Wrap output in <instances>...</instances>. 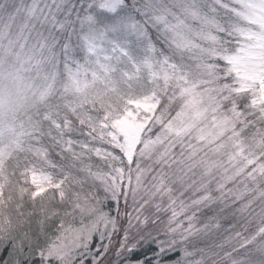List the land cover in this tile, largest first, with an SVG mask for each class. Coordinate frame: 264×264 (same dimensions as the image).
Listing matches in <instances>:
<instances>
[{
	"label": "snow or ice",
	"instance_id": "6c2138e0",
	"mask_svg": "<svg viewBox=\"0 0 264 264\" xmlns=\"http://www.w3.org/2000/svg\"><path fill=\"white\" fill-rule=\"evenodd\" d=\"M0 251L264 264V0H0Z\"/></svg>",
	"mask_w": 264,
	"mask_h": 264
},
{
	"label": "rangeland",
	"instance_id": "374dc122",
	"mask_svg": "<svg viewBox=\"0 0 264 264\" xmlns=\"http://www.w3.org/2000/svg\"><path fill=\"white\" fill-rule=\"evenodd\" d=\"M174 151H175L176 153H179V151H180L179 146H177V148H175ZM227 227H228V225L225 224V225H224V228H227ZM224 235H227V233L224 232V231L222 230V232H221V234H220V237H222V236H224ZM212 242L220 243V242H221V239L218 238V237H213L212 240L209 241V243H212ZM95 243H98V239L94 240V242H93V246L95 245ZM201 246H203V245H201ZM0 256H3V257L6 258V257H7V253H6V252H3V251H0ZM86 264H90V262H89L88 260H86Z\"/></svg>",
	"mask_w": 264,
	"mask_h": 264
}]
</instances>
